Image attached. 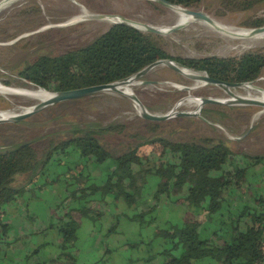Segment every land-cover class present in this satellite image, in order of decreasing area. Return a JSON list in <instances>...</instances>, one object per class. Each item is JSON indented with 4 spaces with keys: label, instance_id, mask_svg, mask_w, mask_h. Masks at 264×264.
Returning a JSON list of instances; mask_svg holds the SVG:
<instances>
[{
    "label": "trees",
    "instance_id": "obj_1",
    "mask_svg": "<svg viewBox=\"0 0 264 264\" xmlns=\"http://www.w3.org/2000/svg\"><path fill=\"white\" fill-rule=\"evenodd\" d=\"M166 1L186 8L201 3V0ZM262 1L223 0L233 10L240 11ZM262 25L263 20L253 24L255 27ZM156 36L159 35L114 23L85 46L57 55L33 57L18 75L48 92L50 87L55 91H66L116 82L159 59H172L190 71L203 72L225 83L244 85L258 79L264 71L263 51H247L230 57L185 58L167 53L155 41ZM145 125L149 135L133 133L131 137L137 141L118 154H113L100 139L108 133L126 129L127 126L121 123L76 127L71 136L51 143L44 151L32 141L0 149V263L6 259L7 249L14 243L8 241V227L2 224L6 207L39 185L41 179L46 185L47 172L52 164L57 163L56 156L59 158L68 149H73L85 161L103 163L111 159L113 168L101 185L88 179L81 183L84 171L70 173L64 179L66 195L54 208L46 225V228H54L60 237L58 252L41 261L38 259L41 247L38 246L23 254L18 264H86L77 260L78 224L71 213L76 210L79 195L97 193L101 194L102 200L105 195L111 196L116 208L121 202L133 209L131 215L123 212L114 214V217L122 215L142 227L154 225L147 241L140 239L126 244L140 253L146 251L138 259L144 264H263L264 180L263 190L246 196L235 213L228 212V199L224 194L244 190L249 179L248 171L264 161V153L241 152L240 159L234 158L231 148L220 138L204 136L198 140H171L157 134L159 122L145 121ZM146 145L160 148L157 158L140 153L141 147ZM21 176H25L22 181L19 180ZM170 198L175 202L200 205L202 216L187 217L180 224L161 222L156 214L157 208L163 200ZM63 206L66 210L58 214L57 210ZM213 221L218 227L203 236L200 233L202 225ZM113 223L117 227L118 219ZM106 262L107 257L103 256L87 264Z\"/></svg>",
    "mask_w": 264,
    "mask_h": 264
},
{
    "label": "rangeland",
    "instance_id": "obj_2",
    "mask_svg": "<svg viewBox=\"0 0 264 264\" xmlns=\"http://www.w3.org/2000/svg\"><path fill=\"white\" fill-rule=\"evenodd\" d=\"M81 8L88 14H100L103 18L118 16L144 25L172 28L178 19L177 13L169 7L150 0H17L5 4L0 9V85L34 90L37 86L18 75L28 60L38 55H57L85 46L114 24L103 18L72 21L80 15ZM191 9L201 10L215 22H222L239 31L250 32L249 29L255 27L253 24L256 21L264 22V1L240 11L233 10L223 0H201L198 6ZM223 30L224 33H219L206 25L205 21L196 19L166 33H152L159 35L155 37V41L172 56L230 57L247 51L264 52V39L238 37ZM247 84L264 93V71L258 79L244 85ZM130 90L146 110L154 114L193 112L195 107L191 105V99L208 97L227 101L230 98L223 87L194 80L165 65H158L147 71L134 81ZM232 90L241 96L256 95L254 91L244 90L239 86L233 87ZM48 91L56 92L53 87ZM38 103L37 100L26 96L0 93V113H19L21 108H33ZM199 108L197 114L176 115L155 121L160 123L157 134L180 141L198 140L204 136L220 138L231 148L234 158L241 157V152L251 155L264 153V108L239 102L203 106L200 102ZM145 121L148 120L139 115L138 106L129 94L101 90L79 98L48 104L22 120L0 122V149L32 141L40 151H44L51 143L71 136L72 129L76 127H102L121 123L127 126L126 129L119 133H108L100 139L113 154H118L137 141L131 137L133 133L149 135ZM159 149L157 145H146L141 147L140 153L155 159ZM58 159L60 158L56 156L57 161ZM47 173H51V167ZM248 178L251 183L247 184L248 186H254L258 181L263 189L264 161L250 168ZM42 181L41 179L39 182ZM246 188L245 185L243 189ZM251 194L255 195V192ZM224 197L230 199V193H225ZM232 197L233 199L227 201L239 202L237 197L234 198V194ZM171 199L173 198L158 206V220L163 218L176 222L182 213H190L188 216L192 218L202 216L200 205L175 202ZM171 206L173 209L179 207V213L176 214ZM64 207L58 209L57 213H63L66 210ZM226 207L228 212L235 213L236 209L230 210L227 205ZM54 208L55 206L52 212ZM227 209L225 208V211ZM123 212L131 215L133 209L120 202L114 214ZM120 216L112 218V222L118 219L115 233L110 235L112 239L147 241L151 236L154 225L142 227L137 222ZM86 222L82 221L81 225L84 226ZM209 225L205 223V226H208V234L212 231ZM211 226L215 230L217 223ZM79 235L80 233L78 237ZM127 252L130 255L146 254V251L140 253L139 250L131 248Z\"/></svg>",
    "mask_w": 264,
    "mask_h": 264
},
{
    "label": "crops",
    "instance_id": "obj_3",
    "mask_svg": "<svg viewBox=\"0 0 264 264\" xmlns=\"http://www.w3.org/2000/svg\"><path fill=\"white\" fill-rule=\"evenodd\" d=\"M59 158L57 163L52 164L46 185L40 183L30 191L24 192L15 203L6 207L2 224L8 227V241L14 243L7 249L6 259L0 264H18L23 254L32 251L38 246L41 247L38 254L39 260L43 261L56 255L60 237L54 228H46V225L50 220L52 208L56 207L66 195L67 186L64 179L68 178L69 173L84 171L83 177L80 179L81 183L85 182L84 178L87 176L88 180L101 185L113 168L111 159L103 163H97L94 160L85 161L78 151L73 149H68L67 153L60 155ZM19 178L22 181L25 176ZM247 184L251 183L248 181ZM247 184L246 189L230 194L229 201L233 199V194L234 198L237 197L239 201L238 203L226 201V205L230 210L240 208L246 196L252 192L258 194L263 190L261 189V183L258 181L254 186H248ZM104 198L102 200L101 194L97 193L94 195H79L76 200V210L71 214L78 224L75 247L78 262L87 264L106 256V264H144L138 260L140 259L138 254H128L127 251L130 248L126 244L132 240L116 241L112 239L113 237H110L116 230V226L112 225L114 224L112 218L114 217L116 206L111 196L105 195ZM165 202L166 200H163L161 204ZM171 209L176 214L179 213V207L173 209L171 206ZM156 214L158 216V213ZM188 214L182 213L176 222L163 218L161 220L159 218V220L161 222L168 221L172 224H180L189 217ZM82 221H87L84 226L81 225ZM214 224H216L214 221L210 223L209 229L214 230V227L211 226ZM206 227L208 226H205L204 223L200 229V233L203 236L210 234V232L208 234ZM78 233H80L79 237ZM24 235H28L27 238L18 241ZM81 240L82 242H80ZM261 253L264 264V249Z\"/></svg>",
    "mask_w": 264,
    "mask_h": 264
},
{
    "label": "water",
    "instance_id": "obj_4",
    "mask_svg": "<svg viewBox=\"0 0 264 264\" xmlns=\"http://www.w3.org/2000/svg\"><path fill=\"white\" fill-rule=\"evenodd\" d=\"M9 0H1L0 1V8ZM153 2H156L158 4H161L163 6L166 7H178V8H182L184 10V12L190 16H192L194 19H198V20H202L205 21L207 23H213L212 18L207 15L205 12L201 11V10H193L191 8H186V7H182V6H175L170 4L169 2H167L166 0H150ZM99 18H103L102 15L100 14H88L85 19H99ZM114 23H123L126 25H129L131 27L137 28L139 30L142 31H146V32H155V33H164V32H160L157 29L153 28L152 26H149L148 24L143 25V29L139 28L135 23L131 22L130 20L127 19H121L118 22H114ZM182 26V25H180ZM180 26H174L172 27L171 30H173L176 27H180ZM264 32V25L259 26V27H254L251 29V33L254 34H259V33H263ZM158 65H165L171 69H173L174 71L181 73V67L184 69H187L186 67L180 66L177 62H175L172 59H159L156 60L155 62L147 65L146 67H144L143 69H141L140 71H138L137 73H135L134 75L116 81V82H111V83H105V84H100V85H94V86H88V87H83V88H78V89H71V90H66V91H56V92H51L53 93L51 98L45 100V101H41L38 104H36L31 111H27L18 115H15L14 117H12L11 119H0V122L2 121H18V120H22L26 117H28L30 114H33L34 112L38 111L39 109L43 108L44 106L51 104V103H55V102H60L63 100H70V99H75V98H79L97 91H101V90H114L120 93H125L124 91H120L118 89L115 88V85L118 83H123L129 79H138L141 76H143L147 71H149L150 69H152L155 66ZM187 77H190L194 80H198V81H203L205 83H211V84H215L218 85L220 87H223L228 94L231 95L230 91L228 90L231 87H235V86H239L242 84H236V83H225L213 78L208 77L205 73L203 72H195L193 71V74L188 75ZM127 94V93H126ZM131 96V98L133 99V101L137 104L138 106V111H139V115L148 120V121H162L165 120L171 116H176V115H193L190 112H181V113H166V114H154L151 112H148L146 110V108L139 102V100L132 94H129ZM233 100H227V101H220L217 100L215 98H200L201 100V106H203L204 104H228L231 102H239V103H244V104H251V105H257V106H261L264 107V101H260L257 99H251V98H244V97H233Z\"/></svg>",
    "mask_w": 264,
    "mask_h": 264
},
{
    "label": "bare ground",
    "instance_id": "obj_5",
    "mask_svg": "<svg viewBox=\"0 0 264 264\" xmlns=\"http://www.w3.org/2000/svg\"><path fill=\"white\" fill-rule=\"evenodd\" d=\"M14 1H17V0H9L5 4H8V3H11V2H14ZM169 8H170V10L174 11L178 15V19L176 21V25L175 26L185 25V24H187V23H189L191 21H195L196 20L192 16L186 14L182 8H178V7H169ZM87 15H88L87 11L84 8H81L80 15L75 17V18H73L72 21L83 20V19H85V17ZM103 19L105 21H108V23H114V22L120 21L122 18L118 17V16H108V17H104ZM212 20H213V23L210 24V23L205 22L206 25L210 26L212 29L216 30L219 33H224L223 29H225L228 32H231V34L233 33L234 36L243 37V38H245V37L246 38H251L252 40L264 39V32L253 35L251 33V29H249L250 32L239 31V30H235V29H233L231 27L226 26L222 22H218V21L215 22L214 19H212ZM130 21L135 23L139 28L143 29L142 26L144 24H141V23H139L137 21H133V20H130ZM148 25L152 26L153 28L157 29L158 31L164 32V33L168 32V31H170L172 29L171 27H165V26H160V25H150V24H148ZM180 69L182 71V75H184V76H188L190 74H193V71H190L188 69H184L182 67ZM134 81H135L134 79H129V80L123 82V83H118V84L115 85V88L120 90V91H124L127 94H131L130 86L133 85ZM239 87L244 89V90L247 89L249 91H254L256 93V95H254V96L237 95L235 92H233V90H232L233 87H231V88L228 89L230 91L231 95L229 94L230 98H228L227 100H233L234 99L233 97L239 96V97L251 98V99H257V100H260V101H264V93L261 92L260 90H258L255 86H251V85L247 84V85H239ZM0 93L26 96V97H29L31 99H35L38 102L45 101V100L51 98V96L53 94L50 91L47 92V91H44V90H41V89H38V88H35L34 90H26V89H23V88H20V87H13V86L5 87V86H1V85H0ZM191 101L193 102L191 105L195 107V110L193 112H190V113L191 114H197L198 110L200 109L199 108V105H200V102H201L200 98L199 99H191ZM262 108H264V107H262ZM31 109H32V106L26 107V108L25 107L21 108L19 113L15 112V111H7V112L5 111L3 113H0V119H3V120H6L7 118L11 119L15 115H18V114H21V113H24V112H27V111H31Z\"/></svg>",
    "mask_w": 264,
    "mask_h": 264
}]
</instances>
